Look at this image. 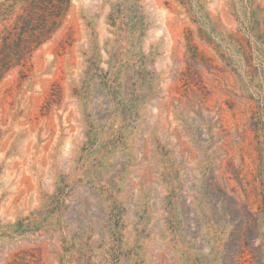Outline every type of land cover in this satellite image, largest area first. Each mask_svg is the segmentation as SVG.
I'll return each mask as SVG.
<instances>
[{
  "label": "rangeland",
  "instance_id": "374dc122",
  "mask_svg": "<svg viewBox=\"0 0 264 264\" xmlns=\"http://www.w3.org/2000/svg\"><path fill=\"white\" fill-rule=\"evenodd\" d=\"M68 1L0 81V264H264V0Z\"/></svg>",
  "mask_w": 264,
  "mask_h": 264
},
{
  "label": "trees",
  "instance_id": "16d2710c",
  "mask_svg": "<svg viewBox=\"0 0 264 264\" xmlns=\"http://www.w3.org/2000/svg\"><path fill=\"white\" fill-rule=\"evenodd\" d=\"M68 7V0H23V13L0 30V81L51 38Z\"/></svg>",
  "mask_w": 264,
  "mask_h": 264
}]
</instances>
